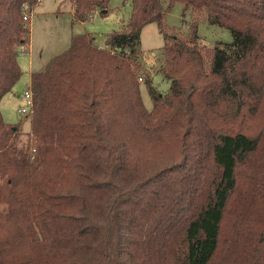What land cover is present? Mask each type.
<instances>
[{"label":"trees","instance_id":"1","mask_svg":"<svg viewBox=\"0 0 264 264\" xmlns=\"http://www.w3.org/2000/svg\"><path fill=\"white\" fill-rule=\"evenodd\" d=\"M86 22L110 0H70ZM127 27L74 35L34 72L31 130L3 98L30 43L23 8L0 0V264H264V0H131ZM177 3L234 40L209 49L164 26ZM165 37L161 94L139 82L141 32ZM29 117V116H28Z\"/></svg>","mask_w":264,"mask_h":264},{"label":"rangeland","instance_id":"2","mask_svg":"<svg viewBox=\"0 0 264 264\" xmlns=\"http://www.w3.org/2000/svg\"><path fill=\"white\" fill-rule=\"evenodd\" d=\"M74 12V11H73ZM70 0H43L33 12L29 13L30 43L19 52V63L22 77L15 85L14 94L6 95L1 102V113L4 121L19 126L21 139L27 141L26 133L31 130L30 116H24L20 109L24 104V93L32 72L44 70L55 57L66 52L71 46L74 35L90 34L96 38V45L106 48L107 37L127 27L131 12V0H110L107 13L103 15L96 9L86 22H76L73 18ZM198 23L200 44L209 49L215 46L231 44L234 40L227 29L210 25L205 12L195 13L185 10L182 3H177L167 14L164 26L171 36L188 38L193 23ZM165 45V37L156 23L146 25L141 32L139 77L144 80L151 78L152 85L161 93L166 94L170 83L160 73L162 67L161 50ZM141 95L145 107L151 111L153 102L145 83H141ZM3 207H0L2 210Z\"/></svg>","mask_w":264,"mask_h":264},{"label":"built area","instance_id":"3","mask_svg":"<svg viewBox=\"0 0 264 264\" xmlns=\"http://www.w3.org/2000/svg\"><path fill=\"white\" fill-rule=\"evenodd\" d=\"M43 0H37V4L42 2ZM24 11V21L28 22L30 21L29 18V13L33 12V9L31 8V6L29 4H26L23 8ZM139 82L143 83L144 82V76H140L139 77ZM24 104L20 109V113L24 116H30L32 114L33 111V93L30 89H28L25 93H24Z\"/></svg>","mask_w":264,"mask_h":264},{"label":"crops","instance_id":"4","mask_svg":"<svg viewBox=\"0 0 264 264\" xmlns=\"http://www.w3.org/2000/svg\"><path fill=\"white\" fill-rule=\"evenodd\" d=\"M72 4V3H71ZM74 11V9H73V4H72V12ZM102 48V47H101ZM18 61H19V58H18ZM19 65H20V63H19ZM40 71H43V70H40ZM40 71H37V72H40ZM34 72H32L31 73V76H32V74H33ZM31 76H30V79H29V83H28V89H29V87H30V83H31ZM17 86V85H16ZM16 86L13 88V90H12V92L11 93H9L8 95H11V94H14V95H16L17 97H19L20 95L19 94H17V92H14V89L16 88Z\"/></svg>","mask_w":264,"mask_h":264}]
</instances>
